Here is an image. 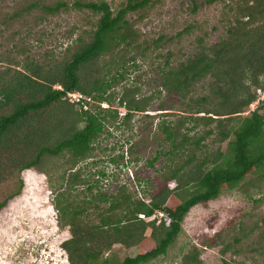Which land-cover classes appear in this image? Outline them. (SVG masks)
I'll use <instances>...</instances> for the list:
<instances>
[{
	"label": "rangeland",
	"instance_id": "rangeland-1",
	"mask_svg": "<svg viewBox=\"0 0 264 264\" xmlns=\"http://www.w3.org/2000/svg\"><path fill=\"white\" fill-rule=\"evenodd\" d=\"M57 1L66 5L51 13L42 9L43 5ZM103 1L113 12L126 2ZM244 1L149 0L145 6L125 14L128 25L125 41L85 63L80 70V80L82 85H88L84 83L87 78L92 81L98 77L105 81L122 74V78L105 90L109 105L94 99L89 101L91 109L103 102L108 108L122 112L118 98L123 92L126 98L145 103V108L133 111L129 122L119 128L113 127V120L109 119L107 130L95 141L96 149L91 157L76 158L72 163L70 152L64 150L53 156L44 154L36 167L23 169L22 163L32 158L36 148L28 143L23 148L11 146L9 137H15L21 128H30L28 119L20 129L18 121L13 132L9 131L0 142V201L13 194L0 208V264H69L61 242L70 234L54 207L56 200L58 205H66L69 210L81 209L80 222L87 228L97 225L104 232L92 230V240L85 244L90 250L102 248L97 262L118 264L124 257L144 250L136 242L128 245L117 242L112 233V220L117 218L121 220L119 226H125L126 210L117 206L108 209V206L118 194L137 200L140 193L150 200L171 170L179 168L177 177H180L182 173L195 171L196 166L206 169L226 151L228 141L233 139L229 127L238 116H216L205 111L222 100L220 94L214 92L218 77L205 76L192 84L183 97L168 91L163 80L169 65L184 61L195 51L207 52L226 36L232 38L233 32L261 35L264 13L255 11L246 17L240 12ZM72 2L0 0L1 89L5 88L6 92L20 74L54 73L75 50L89 41L97 15L88 9L73 7ZM252 3L251 0L247 5ZM249 18L251 22L247 23ZM228 30H231L229 35ZM257 79L256 86L264 92V74H259ZM38 81L43 87L49 84L44 79ZM244 81L241 86L249 84V78ZM57 86L58 83L51 84V88ZM256 86L251 85L249 91ZM233 100L230 98V102ZM66 104L73 119L71 122L66 112L59 111ZM254 105H248L239 116L248 115ZM10 110V102L0 104V115ZM199 116L216 119L204 123L197 120ZM36 118L34 121L40 120L41 126L35 132L41 137L38 148L54 145L67 137L74 127L83 124L78 119L77 107L64 100L40 111ZM162 124L175 127L176 147L172 148L165 140V133L159 127ZM221 131L227 132L225 137L221 136ZM118 150L126 152L132 174L122 172L120 165L124 158L118 159L116 170H113L115 165L101 161ZM152 158L155 159L149 165ZM96 169H103L105 175L96 176ZM75 170L79 178L97 179L96 187L86 190L85 184L67 183L65 180ZM115 174L119 176L115 178ZM118 184H124V190L119 191ZM165 184L181 198L192 189L189 185L177 187L173 178ZM97 192L106 199L99 200ZM170 195L167 194L163 206ZM100 220H106L107 225L100 226ZM149 231L146 227L143 236ZM105 240H111L110 247H104ZM73 259L75 263L76 256ZM142 264H264V172H253L238 185L221 190L215 198L190 207L165 253Z\"/></svg>",
	"mask_w": 264,
	"mask_h": 264
},
{
	"label": "trees",
	"instance_id": "trees-1",
	"mask_svg": "<svg viewBox=\"0 0 264 264\" xmlns=\"http://www.w3.org/2000/svg\"><path fill=\"white\" fill-rule=\"evenodd\" d=\"M210 1L206 0V2ZM249 1L251 0L244 1L240 8V12H244L246 17L255 11L264 13V0H252L253 3L247 5ZM148 2L149 0H126L123 6L113 12L103 0H73L71 3L73 7L85 8L97 15L89 41L75 50L70 59L61 64L54 73L44 75L46 73L32 71L31 75L20 74L18 78H15L14 83H10L6 92L5 88H0L2 96L0 104L6 105L8 102L11 104V110L0 115V142L6 138L9 131L13 130L12 128L17 125L18 121L20 129L21 125L23 127L26 125L25 120L28 119L29 129L21 128L15 137H9L11 146L13 145L15 148H23L26 143L33 149L36 148L32 158L22 163L23 169L36 167L35 164L44 154L53 156L64 150L70 152L72 163L76 158L91 157L92 151L96 149L95 141L99 140L107 130L106 123L109 119L113 120V127L119 128L123 123L129 122L133 111H144L145 103L126 98V92H123L118 98V104L125 109L124 115L121 116L118 115L116 108L102 107L100 104H95L93 109L90 108V105L83 109L80 102H69L65 93L67 91L79 92L88 98V100H82L86 104L94 99L109 103L108 97L104 95L105 90L118 78H122V74L119 73L105 81L98 77H94L92 81L87 78L84 83L88 85H82L80 70L85 63L112 51V48L118 47L125 41V31L128 30L127 21L124 19L125 14L145 6ZM65 5V2L57 1L52 5H43L42 9L51 13ZM251 18L247 23L251 22ZM227 33V35L231 34V30H228ZM231 37L226 36L219 43L209 47L207 52L195 51L184 61L169 65L164 72L163 83L168 91H174L183 97L195 82L207 75L217 76V81L214 82V85L216 84L214 92L220 94L222 100L211 110L205 111L216 116L229 114L238 116V120L231 123L229 127L233 139L228 141L226 151L220 154L219 160L211 162L208 168L200 169L199 166H196L195 171L182 173L180 177H177L179 168L171 170L169 176L163 179V185L157 194L152 195L148 203L139 199L133 200L129 195L114 196V202L109 204L108 209L117 206L126 210L124 214L126 217L124 219L125 226H119L121 220L117 218L112 220V233L115 239L123 245L136 242L144 249L132 257H124L118 264H142L164 254L167 246L179 232L180 222L190 207L215 198L221 190L238 185L253 172H264V98L248 115L239 116L255 99L256 91L260 89L256 85H258L257 76L264 74V29L261 35L236 31ZM247 78H249V84L241 86ZM38 79H44L49 84L43 87ZM53 83H58L60 88H51ZM251 85L256 86L252 92L249 91ZM133 90L135 91V89ZM230 98L234 100L230 102ZM59 100L68 101L70 105L76 106L78 119L83 124L78 128L74 127L67 137L58 140L54 145L38 148L37 143L41 137L35 135V132L36 129L39 131L41 126L40 120L34 121L37 120L36 115L39 116L40 111L43 112L54 106L55 102ZM59 111H64L69 115V105H64ZM32 117L34 118L32 119ZM69 118V122H71L72 116L69 115ZM213 119L216 118L210 116L197 118L204 123ZM167 125L162 124L159 127L165 133V140H168L170 146L174 148L176 147L174 145L175 127L170 128ZM220 134L225 137L227 132L221 131ZM110 148L113 147L110 146ZM121 158H123V153L118 150L116 154H107L105 160L101 161L118 164V159ZM154 159L152 158L148 164L150 165ZM128 162L130 161L128 160ZM95 172L98 177L105 175L103 169H96ZM171 178L176 179L177 187L189 185L192 188L191 191L185 197H179V194L166 187V181ZM59 179L62 180V177ZM65 181L71 184L75 182L85 184L86 190H91L97 184L95 178L91 180L79 178L76 170ZM18 182V187H20L21 180ZM117 189L124 190V184L119 185ZM97 193L96 195L100 196L99 200L106 199L105 195ZM170 193L171 195L163 206L167 194ZM12 196L13 194L9 197ZM7 199L0 201V208L5 205ZM56 202L54 207L59 213V219L67 225L70 234L69 238L61 242L62 249L67 253L69 264H105L103 261L102 263L97 262V255L102 248L96 247L95 250H90L85 247V244L92 240L94 234L91 232L92 230L96 232L99 230L100 234L103 231L97 225H91L89 228L83 225L79 220L81 209L69 210L68 206L58 205L57 200ZM155 209H161L166 213L158 224H155L154 220L139 219L136 216L137 213H144L148 216ZM99 222L100 226L107 225L106 220ZM146 227H149L150 231L148 235L143 236ZM111 243V240H105L104 247H110ZM74 256L77 258L75 263Z\"/></svg>",
	"mask_w": 264,
	"mask_h": 264
},
{
	"label": "built area",
	"instance_id": "built-area-1",
	"mask_svg": "<svg viewBox=\"0 0 264 264\" xmlns=\"http://www.w3.org/2000/svg\"><path fill=\"white\" fill-rule=\"evenodd\" d=\"M57 88H60V87L57 86ZM261 93H264V92H261L260 89H258V90L256 91V97H255V99L249 104V106H251L252 103H254L255 105H254L252 108H250V110H253V109L256 107V105L258 104V102L264 98V96H262ZM65 96L67 97V100H68L69 102H74V103L80 102V103L82 104V108H83V109H86V108L89 106V103H90L89 101H88V104L82 102V100H88V98L85 97V96H83V95L80 94L79 92H71V91H67V92L65 93ZM90 101L92 102V100H90ZM104 103L106 104V102H104ZM104 103L102 102V103H100V105H101L102 107H107V106H105ZM119 109H121L122 112H120V111L117 110V111H118V115H119V116L124 115V113H125V109H124L123 107H120ZM123 151H124V150H123ZM123 151L120 152V153H123ZM125 153H126V152L123 153L124 161L121 162L120 167L122 168V172H123V173H125V171H126V174H127V172H128V175H129V173L132 174V172H131L132 166H131L130 163L128 162V159L126 160V158H125L126 154H125ZM123 158H121V159L123 160ZM121 159H120V160H121ZM128 163H129V164H128ZM109 164L115 165V166L113 167V170H116V169H117L118 164H115V163H109ZM123 164H124V166H123ZM118 176H119V174H115V175H114L115 178H117ZM123 183L126 184V182H123ZM128 184H129V183H128ZM118 185H121V184H118ZM137 199L143 201L144 203H148V201H149L148 199L143 198V197L141 196L140 193L138 194V198H137ZM165 215H166V213H165L163 210H161V209H155V210H153L152 213H151L150 215H148V216L144 215V213H137V214H136L137 218H139V219H144V220H154L155 224H158V222L161 220V218L165 217Z\"/></svg>",
	"mask_w": 264,
	"mask_h": 264
}]
</instances>
